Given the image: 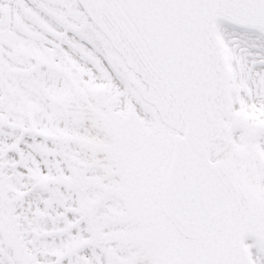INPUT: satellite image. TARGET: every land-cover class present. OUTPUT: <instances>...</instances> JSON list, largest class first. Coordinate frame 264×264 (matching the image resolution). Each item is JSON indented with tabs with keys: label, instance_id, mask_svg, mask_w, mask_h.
<instances>
[{
	"label": "snow or ice",
	"instance_id": "1",
	"mask_svg": "<svg viewBox=\"0 0 264 264\" xmlns=\"http://www.w3.org/2000/svg\"><path fill=\"white\" fill-rule=\"evenodd\" d=\"M0 264H264V0H0Z\"/></svg>",
	"mask_w": 264,
	"mask_h": 264
}]
</instances>
